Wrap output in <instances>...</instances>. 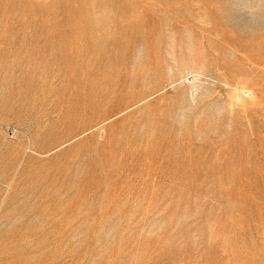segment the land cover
<instances>
[{
  "label": "rangeland",
  "instance_id": "374dc122",
  "mask_svg": "<svg viewBox=\"0 0 264 264\" xmlns=\"http://www.w3.org/2000/svg\"><path fill=\"white\" fill-rule=\"evenodd\" d=\"M0 264H264V0H0Z\"/></svg>",
  "mask_w": 264,
  "mask_h": 264
}]
</instances>
